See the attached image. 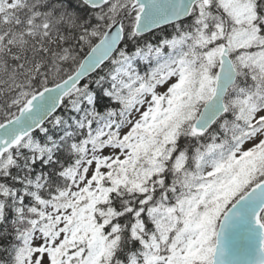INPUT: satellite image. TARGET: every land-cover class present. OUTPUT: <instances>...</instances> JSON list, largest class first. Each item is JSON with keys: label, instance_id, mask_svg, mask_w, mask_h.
Here are the masks:
<instances>
[{"label": "snow or ice", "instance_id": "obj_1", "mask_svg": "<svg viewBox=\"0 0 264 264\" xmlns=\"http://www.w3.org/2000/svg\"><path fill=\"white\" fill-rule=\"evenodd\" d=\"M0 264H264V0H0Z\"/></svg>", "mask_w": 264, "mask_h": 264}]
</instances>
